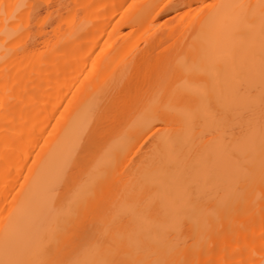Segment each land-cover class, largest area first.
<instances>
[{"label": "bare ground", "instance_id": "bare-ground-1", "mask_svg": "<svg viewBox=\"0 0 264 264\" xmlns=\"http://www.w3.org/2000/svg\"><path fill=\"white\" fill-rule=\"evenodd\" d=\"M102 1L0 0L55 17L56 101L0 264H264V0Z\"/></svg>", "mask_w": 264, "mask_h": 264}, {"label": "rangeland", "instance_id": "rangeland-1", "mask_svg": "<svg viewBox=\"0 0 264 264\" xmlns=\"http://www.w3.org/2000/svg\"><path fill=\"white\" fill-rule=\"evenodd\" d=\"M106 1L103 0L101 4ZM174 13L168 10L161 16V21L173 19L177 15ZM15 14L10 18L11 28L0 32V39L6 36L5 58H11L10 62L0 64V87L9 77L8 87L0 91L3 100V103L0 102V170H8L0 178V185L2 180L7 179L12 182V189L17 190L30 167L42 154L44 138L49 136L52 128L47 117L56 101L52 87L53 68L46 65L51 60L50 32L55 17L44 18L32 14L28 18H18ZM24 101L31 103L33 110L41 115L40 118L33 120L24 116ZM1 158L11 160L12 168L5 165Z\"/></svg>", "mask_w": 264, "mask_h": 264}]
</instances>
